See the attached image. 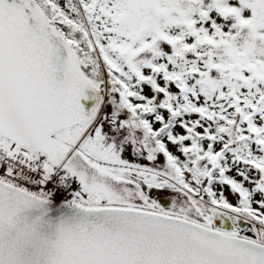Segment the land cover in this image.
Masks as SVG:
<instances>
[{
    "label": "snow or ice",
    "instance_id": "1",
    "mask_svg": "<svg viewBox=\"0 0 264 264\" xmlns=\"http://www.w3.org/2000/svg\"><path fill=\"white\" fill-rule=\"evenodd\" d=\"M0 264H264V0H0Z\"/></svg>",
    "mask_w": 264,
    "mask_h": 264
}]
</instances>
